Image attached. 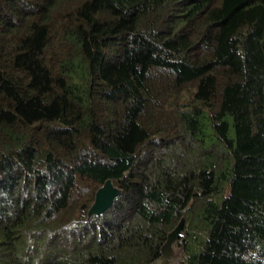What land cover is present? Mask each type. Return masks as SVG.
Returning a JSON list of instances; mask_svg holds the SVG:
<instances>
[{"label":"trees","instance_id":"1","mask_svg":"<svg viewBox=\"0 0 264 264\" xmlns=\"http://www.w3.org/2000/svg\"><path fill=\"white\" fill-rule=\"evenodd\" d=\"M181 215L176 264H264V0H0V264H150Z\"/></svg>","mask_w":264,"mask_h":264},{"label":"water","instance_id":"2","mask_svg":"<svg viewBox=\"0 0 264 264\" xmlns=\"http://www.w3.org/2000/svg\"><path fill=\"white\" fill-rule=\"evenodd\" d=\"M121 189L117 187L111 178H107L95 190L92 203L87 207V218L93 215H100L106 211L113 203L114 199L121 194ZM85 204L81 205V209ZM185 216L181 215L176 224L167 232L166 238L160 246V254L151 261L150 264H176L179 260L181 248L176 247L179 237L183 235Z\"/></svg>","mask_w":264,"mask_h":264},{"label":"rangeland","instance_id":"3","mask_svg":"<svg viewBox=\"0 0 264 264\" xmlns=\"http://www.w3.org/2000/svg\"><path fill=\"white\" fill-rule=\"evenodd\" d=\"M158 75H160L164 80H166V82H169V78L167 76L161 74V72H158ZM192 91H193V87L191 85L185 86L184 94L186 93L187 97H186V100L182 104L179 105V108L189 107V103L193 102L192 101ZM168 106L170 108H172V103H170V105H168ZM200 149H201V147H200ZM142 154H144V150L142 151ZM92 201H93V198L91 200H89V201H81V202H79L76 205V207L72 210V212H74L76 210H80L82 212V214L84 215V217H87V214H86L87 207L90 205V203H92ZM81 203H85L86 204V206L83 209H80V204ZM176 247H179L178 244H176Z\"/></svg>","mask_w":264,"mask_h":264}]
</instances>
